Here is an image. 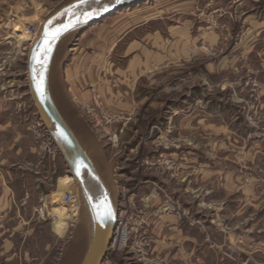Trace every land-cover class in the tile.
<instances>
[{
    "label": "rangeland",
    "instance_id": "374dc122",
    "mask_svg": "<svg viewBox=\"0 0 264 264\" xmlns=\"http://www.w3.org/2000/svg\"><path fill=\"white\" fill-rule=\"evenodd\" d=\"M70 1L0 0V264H77L84 248L25 78L27 32ZM214 5L150 0L60 44L52 92L103 159L126 232L103 264H264V59L231 50Z\"/></svg>",
    "mask_w": 264,
    "mask_h": 264
},
{
    "label": "water",
    "instance_id": "95a60500",
    "mask_svg": "<svg viewBox=\"0 0 264 264\" xmlns=\"http://www.w3.org/2000/svg\"><path fill=\"white\" fill-rule=\"evenodd\" d=\"M150 0H72L42 22L29 49L25 78L40 124L74 180L69 186L78 195L85 224V244L77 264H103L117 221L115 198L99 169L97 150L90 139L72 124L51 87L52 66L60 44L79 37L86 29L109 16ZM82 129V127H81ZM80 129V130H81ZM80 133L79 135L77 132ZM87 137V138H86ZM101 167V166H100ZM102 168V167H101ZM93 229L90 230L89 214Z\"/></svg>",
    "mask_w": 264,
    "mask_h": 264
},
{
    "label": "crops",
    "instance_id": "0c3cea01",
    "mask_svg": "<svg viewBox=\"0 0 264 264\" xmlns=\"http://www.w3.org/2000/svg\"><path fill=\"white\" fill-rule=\"evenodd\" d=\"M214 2L213 14L219 21V32L226 27V30L229 28L230 36L236 34L237 44H234L231 50H237L240 56L246 58L264 59V0ZM216 38L218 36L214 34V39ZM186 242H190V239L182 234V245Z\"/></svg>",
    "mask_w": 264,
    "mask_h": 264
},
{
    "label": "bare ground",
    "instance_id": "6f19581e",
    "mask_svg": "<svg viewBox=\"0 0 264 264\" xmlns=\"http://www.w3.org/2000/svg\"><path fill=\"white\" fill-rule=\"evenodd\" d=\"M118 13V12H117ZM95 25V24H94ZM15 31H18V28L14 29ZM22 37L20 36L19 37V40L18 41H21ZM32 42V41H31ZM30 45V44H29ZM75 117V116H74ZM77 129H79V127H77ZM79 131V130H78ZM81 133V132H80ZM56 150L58 151L59 149V146H55ZM100 165L98 164V167ZM99 169H101V167H99ZM70 177V176H69ZM105 181L106 183L108 184V187L109 189L111 190L112 189V186L111 184L109 183V179L105 176ZM74 184V180L70 177V178H67L63 181L62 185L66 188V187H69L70 185ZM70 193H72L73 195V198L74 200L72 201L73 203V206H72V210L76 213L77 212V208H78V202H77V199H78V196H77V192L75 190H72L70 191ZM88 214H89V218H90V213H89V210H88ZM89 227H90V230L92 231L93 229V223H92V219L90 218L89 219ZM66 229V225L65 223L62 221L61 217L59 216H56V219L54 220V224H53V230L58 234V235H63L64 231ZM115 229V228H114ZM113 238H112V241L113 242V245L114 246H121L123 245L124 243H126V232H125V228H120L118 231H116L114 234H112ZM114 248V247H112ZM110 249V247H109Z\"/></svg>",
    "mask_w": 264,
    "mask_h": 264
},
{
    "label": "built area",
    "instance_id": "2783aa9c",
    "mask_svg": "<svg viewBox=\"0 0 264 264\" xmlns=\"http://www.w3.org/2000/svg\"><path fill=\"white\" fill-rule=\"evenodd\" d=\"M27 34H28V36L30 37V38H34L35 36H36V29L35 28H33V27H30V29H29V31L27 32ZM64 203L66 204V205H71V203H72V201L74 200V198H73V195H72V193H70V192H67L65 195H64ZM45 207H46V203L44 202L43 204H42V208H44L45 209ZM39 212L40 213H42L43 211H42V209H39ZM119 217H117V221H116V225H115V229H114V231H113V234L116 232V231H118L119 229H120V224H119V222H120V219H118ZM121 228H123V227H121ZM112 238H113V236H112ZM113 242L114 241H112V239H111V241H110V245H109V247H110V249L112 248V247H115V248H117V249H120L123 245H121V246H114L113 245ZM113 249V248H112ZM108 250H109V248H108Z\"/></svg>",
    "mask_w": 264,
    "mask_h": 264
}]
</instances>
